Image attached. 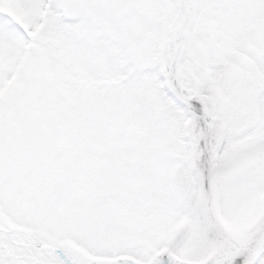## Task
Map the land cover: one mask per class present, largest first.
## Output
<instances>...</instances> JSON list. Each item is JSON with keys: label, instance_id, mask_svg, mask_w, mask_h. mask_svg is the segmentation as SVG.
<instances>
[{"label": "snow or ice", "instance_id": "snow-or-ice-1", "mask_svg": "<svg viewBox=\"0 0 264 264\" xmlns=\"http://www.w3.org/2000/svg\"><path fill=\"white\" fill-rule=\"evenodd\" d=\"M0 264H264V0H0Z\"/></svg>", "mask_w": 264, "mask_h": 264}]
</instances>
